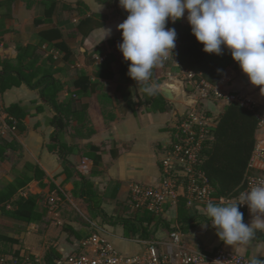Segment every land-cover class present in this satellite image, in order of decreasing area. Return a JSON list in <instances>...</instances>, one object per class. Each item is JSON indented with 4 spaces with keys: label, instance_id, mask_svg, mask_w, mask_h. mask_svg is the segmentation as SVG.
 Listing matches in <instances>:
<instances>
[{
    "label": "crops",
    "instance_id": "1",
    "mask_svg": "<svg viewBox=\"0 0 264 264\" xmlns=\"http://www.w3.org/2000/svg\"><path fill=\"white\" fill-rule=\"evenodd\" d=\"M44 1L30 0L29 5V0H2L0 58L16 61L27 45L37 46L40 54L37 65L42 66L43 58L52 55L44 74L52 73L63 84L57 99L63 103L62 115L67 125L59 134L60 141L70 148L67 158L73 167L91 179L96 201L109 217L132 214L130 191L134 184L160 182L165 146L171 141L179 118L195 104L201 105L215 123L233 100L258 106L260 119L264 117V95L258 86L251 84L240 66L227 67L221 81L211 85L190 78L189 71L173 53L162 66L153 69L149 83H155L158 91L163 83L175 84L181 91L178 99L172 101L160 93L169 109L160 108L164 104H154L151 108L139 105L149 95L127 75L129 62L117 47L122 43V31L117 26L129 14L119 6V0H53L51 13ZM187 15L186 10L181 19L189 24ZM82 20L85 22L79 29ZM49 29L60 33V38L42 43L41 31ZM15 102L30 112L24 119L23 131L7 123L8 113L4 108ZM55 114V108L41 98L40 91L25 83L0 93V142L13 144L5 151V158H0V186L5 179L26 172L27 162L38 164L46 173L45 186L35 180L27 189L42 196L38 202L42 219L28 223L0 210V234L18 239L16 243L0 240V253H18L24 259L31 256L39 264H45L46 252L54 248L62 257L59 262L65 263L71 253L82 250L81 242L95 231L104 234L124 255L142 253L146 248L143 239L138 235L126 238L121 223L104 220L100 213L90 210L88 200L86 205L74 198L75 178L65 181L67 175L60 153L48 148L57 132L53 123ZM256 142H264V130L260 127ZM92 146L100 149L95 151ZM113 147L116 156L112 154ZM95 154L101 155L102 162L96 165L98 172L93 175ZM261 167L258 158L251 160L250 170L260 171ZM48 204H52L50 210ZM53 205L56 210H51ZM188 207L196 218L183 233L186 248L210 252L222 247L251 257H264V241L227 245L211 222L205 220L200 206ZM246 208V224L250 225L253 216ZM178 214L176 200L158 214L160 221L149 227L150 237L158 243L161 252L170 246V233L180 225Z\"/></svg>",
    "mask_w": 264,
    "mask_h": 264
},
{
    "label": "trees",
    "instance_id": "2",
    "mask_svg": "<svg viewBox=\"0 0 264 264\" xmlns=\"http://www.w3.org/2000/svg\"><path fill=\"white\" fill-rule=\"evenodd\" d=\"M2 0H0L1 4ZM50 13L54 9L53 0L44 1ZM29 5L31 2L29 0ZM82 20L78 28L84 24ZM167 28H175L177 32V47L173 50L180 65L193 73V77L198 81H205L211 85H217L224 76L225 70L229 66L239 67L238 62L234 61L231 53L224 46L223 55L208 54L203 51V44L197 41L191 32L190 24L184 23L182 19L173 23L170 19L166 25ZM55 29L41 31L42 43L52 42L60 38V33H55ZM17 57V60L0 58V93L13 85L25 83L33 89L40 91L41 98L50 103L56 110L53 123L57 132L51 137V143L48 144L50 150H57L63 160L64 173L69 181L74 177L73 196L82 203L88 204L91 211H96L102 215L104 220L109 222L121 223L124 227V236L126 238H135L147 240L150 237V225L156 221L159 222L161 216L147 210L134 208L132 214L128 216L118 215L117 218L109 217L100 204L96 201V196L92 192V181L85 174L74 168L67 154L71 151L63 141H60V132L66 127L62 113L63 103L57 99L58 92L63 88L62 82L55 79L52 73H45L48 70L46 62L52 60V55H48L42 60V66L37 65L40 54L37 53V46L27 45ZM127 67H129V64ZM221 69L222 72H218ZM42 72V73H41ZM164 104L160 108L169 109L167 102L158 90L145 100H140L139 105H145L151 108V105ZM149 105V106H148ZM8 113L7 123L20 131L26 129L24 119L29 115V111L19 103H12L4 108ZM260 117L258 115V106L245 105L238 100L229 102L219 114L215 125L211 129V139L206 143L203 149V159L200 169L208 179L212 187V202L219 204L221 198L229 199L232 202H238L240 194L246 189V179L250 170V161L256 145V131L259 128ZM0 142V158H5V151L12 147V142ZM93 150H99L97 146H92ZM113 156L117 153L112 148ZM95 166L93 175L98 172L96 165L101 164V155H93ZM26 172H18L15 176L3 181L0 186V210L9 216L19 218L33 223L42 219L43 214L38 209V202L42 198L40 193L29 192L28 186L33 181H39L40 186H45V171L38 165L31 162L25 164ZM54 188V185L52 186ZM178 201V223L179 229L185 233L192 226L196 214H192L187 206L185 196H179ZM239 210L244 215V223L247 222V208L240 205ZM206 221L211 222L208 218ZM0 240L8 243L18 242L17 238L0 234ZM251 241H264V232L256 231L255 238ZM4 253V252H3ZM19 258L18 264H39L35 258L27 256L25 259L18 253L14 254ZM61 255L50 248L44 257L45 264H65L59 262Z\"/></svg>",
    "mask_w": 264,
    "mask_h": 264
},
{
    "label": "clouds",
    "instance_id": "3",
    "mask_svg": "<svg viewBox=\"0 0 264 264\" xmlns=\"http://www.w3.org/2000/svg\"><path fill=\"white\" fill-rule=\"evenodd\" d=\"M119 6L129 14L117 26L122 31L117 47L131 62L127 75L145 94H154L156 85L149 83L153 69L162 66L176 48L177 32L167 28V22L175 23L187 10L191 32L203 51L223 55L222 46L226 47L264 95V0H119ZM240 205L248 206L253 216L250 225L243 222ZM204 215L227 245L249 244L256 231L264 232V177L250 182L238 202L209 201ZM249 264H264V259L254 256Z\"/></svg>",
    "mask_w": 264,
    "mask_h": 264
},
{
    "label": "built area",
    "instance_id": "4",
    "mask_svg": "<svg viewBox=\"0 0 264 264\" xmlns=\"http://www.w3.org/2000/svg\"><path fill=\"white\" fill-rule=\"evenodd\" d=\"M188 75L194 78L192 72L189 71ZM214 125L213 117L199 104L192 106L179 118L173 137L165 146V157L160 161V182L155 185L134 184L130 191L133 209L159 214L179 196H185L188 206L198 205L205 211L207 203L212 202L213 190L200 164ZM259 127L264 130V117L260 119ZM255 158L262 162V167L260 171L249 170L244 192L249 190L250 182L255 183L258 178L264 177V142H256L251 160ZM85 160L90 161L87 157ZM221 200L229 201L226 198ZM170 236L171 244L164 252L151 238L144 240L146 248L142 253L124 255L115 249L104 234L95 231L81 242V251L73 252L66 258L65 264H249L252 258L222 247L210 252L190 250L183 244L184 234L179 225L171 231ZM18 263L19 258L14 255L0 253V264Z\"/></svg>",
    "mask_w": 264,
    "mask_h": 264
},
{
    "label": "water",
    "instance_id": "5",
    "mask_svg": "<svg viewBox=\"0 0 264 264\" xmlns=\"http://www.w3.org/2000/svg\"><path fill=\"white\" fill-rule=\"evenodd\" d=\"M159 91L161 94L166 96L169 100L175 101L178 99L181 91L180 89L172 83H163L159 87Z\"/></svg>",
    "mask_w": 264,
    "mask_h": 264
},
{
    "label": "rangeland",
    "instance_id": "6",
    "mask_svg": "<svg viewBox=\"0 0 264 264\" xmlns=\"http://www.w3.org/2000/svg\"><path fill=\"white\" fill-rule=\"evenodd\" d=\"M48 205H49V210H50V207L52 206V204H48ZM54 209L56 210V207L53 205V209H51V210H54ZM58 209H60V207H59ZM60 226L63 227L64 225L62 224V225H60Z\"/></svg>",
    "mask_w": 264,
    "mask_h": 264
}]
</instances>
